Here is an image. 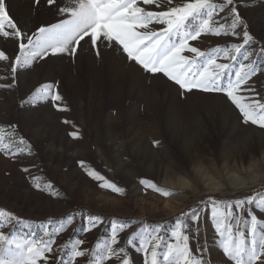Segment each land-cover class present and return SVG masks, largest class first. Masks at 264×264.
I'll return each mask as SVG.
<instances>
[{"label":"snow or ice","instance_id":"6c2138e0","mask_svg":"<svg viewBox=\"0 0 264 264\" xmlns=\"http://www.w3.org/2000/svg\"><path fill=\"white\" fill-rule=\"evenodd\" d=\"M34 7H47L54 19L38 20L25 29L11 15L7 0H0V38L15 46L14 54L0 49L5 67L0 90L15 91L19 78L46 69L65 58L74 63L86 50L97 61L116 60L143 77L146 86L158 84L175 89L180 100L193 96L220 99L238 117L241 127L264 129V31L253 30L242 11L241 0H31ZM214 37L216 46L204 51L202 38ZM59 81L43 82L22 96L19 107L35 110L50 105L55 111H68ZM63 124L70 121L63 120ZM75 128V125H73ZM82 141L77 128L68 134ZM157 152L162 141H151ZM0 154L13 162L17 156L37 155L31 137L19 133L16 123L0 126ZM124 160L127 162L128 157ZM195 163V161H193ZM78 168L103 193L127 198V189L110 180L86 160ZM221 163L227 165L221 157ZM244 170H233L231 183L242 187L256 176L247 161ZM33 162L22 166L25 180L37 192L67 199L53 181L32 175ZM66 171V169H65ZM175 172V169H172ZM264 175V171H261ZM142 196L152 192L165 200L186 193L160 186L155 178H138ZM189 188L197 184L185 181ZM83 193H79L83 198ZM264 193L227 201L209 196L175 218L174 222L149 224L146 221L105 217L81 210L55 224L52 220L33 221L14 210L0 207V264H134L128 247L143 256V264H217L210 245L200 243L205 221L214 230L213 246L222 250L224 264H264ZM79 224V232L108 228L106 238L87 247L83 238L69 233ZM36 225L20 233L16 226ZM141 226L126 238L122 233ZM169 224L171 227L169 228ZM67 236L66 242H59ZM196 241L193 248L191 241ZM127 245L128 247H126Z\"/></svg>","mask_w":264,"mask_h":264},{"label":"rangeland","instance_id":"374dc122","mask_svg":"<svg viewBox=\"0 0 264 264\" xmlns=\"http://www.w3.org/2000/svg\"><path fill=\"white\" fill-rule=\"evenodd\" d=\"M7 3L11 15L25 29L34 28L38 20L54 19L43 4L37 8L31 0H7ZM241 3L247 5L241 11L249 18L253 30L264 31V0H241ZM217 42L214 37L202 38L199 46L210 51ZM14 48L12 42L0 38V49L14 54ZM4 67V62H0V75L5 74ZM53 79L59 81L68 111L58 112L50 105L35 110L19 107L26 92ZM63 120L70 123L63 124ZM9 123H16L20 134L31 137L37 155L17 156L13 162L0 154V207L14 210L29 220L50 219L55 224L56 220L84 210L119 221L167 223L174 222L202 198L212 196L227 201L264 193V175L260 174L264 171V129L253 125L241 127L237 114L220 99L193 96L182 101L175 89L158 84L146 86L143 77L131 67L116 60L97 61L91 51L86 50L74 63L65 58L46 69L24 74L15 91L0 90V126ZM77 128L83 134L82 141H72L68 135ZM156 139L164 145L160 152L151 143ZM221 157L227 165L221 163ZM78 160H86L125 187L127 198L96 189L78 168ZM249 160L256 162L252 165L255 178L242 187L233 186L232 171L244 170ZM33 162L37 167L32 175L40 176V183L53 181L67 199L30 188L21 167ZM140 177L155 178L161 187L186 194L167 200L152 192L142 196L137 182ZM185 181L198 187L189 188ZM81 192L83 198L79 196ZM255 211L264 219L259 209ZM140 226L128 228L122 237ZM33 229L40 232L36 225L16 226L20 233ZM109 231L102 226L82 235L77 222L69 234L85 239L87 247H94ZM199 239L200 243L207 241L210 245L217 264H224L222 250L213 246L214 230L210 222L205 221ZM66 240L67 236L59 238V242ZM191 244L195 248L196 241ZM128 251L134 264H143L142 254L132 247Z\"/></svg>","mask_w":264,"mask_h":264}]
</instances>
